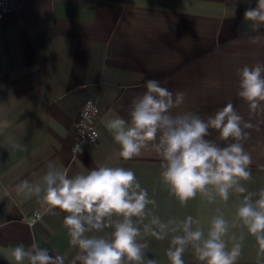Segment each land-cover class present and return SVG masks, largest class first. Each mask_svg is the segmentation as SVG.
Instances as JSON below:
<instances>
[{"label":"crops","instance_id":"1","mask_svg":"<svg viewBox=\"0 0 264 264\" xmlns=\"http://www.w3.org/2000/svg\"><path fill=\"white\" fill-rule=\"evenodd\" d=\"M257 0H12L0 17V264H17L13 249L34 242L52 255H77L64 225L66 213H46L40 201L49 164L69 177L101 166L134 171L142 189L155 204L143 218L133 217L146 244L141 264H171L166 255L175 224L163 240L154 237L163 223L180 222L191 215L207 236L213 218L223 216L228 230L223 237L230 250L240 244L236 264H264L256 238L238 218L244 197L252 202L264 190V111H250L238 95V70L264 65V26L254 31L244 19ZM261 36L259 44L251 43ZM155 79L174 93L186 94L172 114L196 113L207 120L232 103L244 121L243 141L251 155V178L241 181V194L230 190L227 201L218 195L209 201L197 193L182 205L162 179L161 159L154 151L125 160L107 123L130 121L132 101ZM96 106V140L74 150L80 134L79 112L85 101ZM264 104V102H261ZM208 139L221 147L232 143ZM28 181L31 190L18 186ZM40 187L37 194L35 188ZM7 190V195H5ZM37 213L39 215L37 216ZM113 221L122 219L113 217ZM112 228L89 233L111 238ZM185 264L200 261L191 245L183 253ZM27 264V261L20 262ZM77 264L79 262L77 261ZM124 264H135L125 258Z\"/></svg>","mask_w":264,"mask_h":264},{"label":"clouds","instance_id":"2","mask_svg":"<svg viewBox=\"0 0 264 264\" xmlns=\"http://www.w3.org/2000/svg\"><path fill=\"white\" fill-rule=\"evenodd\" d=\"M244 19L252 22L254 31L264 26V0H257L256 7L246 9ZM261 36L252 38L251 43L259 44ZM238 95L249 103L250 111H264V65L244 66L238 70ZM146 91L133 99L130 121L115 118L107 123L114 132V140L120 146L119 156L125 160L140 156L144 150L157 153L162 163V179L171 192L184 205L194 199L197 193L209 201L218 195L227 201L230 190L245 193L246 188L240 182L251 178V155L244 149L243 141L250 133L245 131L254 126L244 121L232 103L226 104L207 120L199 114L186 112L172 114L180 107L186 94L183 91H170L155 79L145 81ZM211 130L218 132V139L232 140L221 147L208 139ZM95 139V134L90 137ZM45 188L40 201L44 211L51 213L55 209L66 213L64 225L70 237L69 243L78 252L71 264H141L144 259L142 250L146 244L139 243L140 230L133 217L143 218L149 204H155L148 198L146 189H142L136 180L134 171L123 167L101 166L87 174L69 177L66 172L56 170L49 164L43 176ZM21 190H31L28 181L18 186ZM35 192H41L40 187ZM5 190V195H7ZM259 199L252 202V194L244 197L238 208L237 216L256 238L260 253L264 254V190ZM39 213H37V216ZM120 217L113 221V217ZM152 224L158 231L152 235L159 240L165 239L169 224H175L166 255L171 264H185L183 253L191 245L200 261L206 264H236L240 255V244L235 243L229 250L223 237L228 230V222L223 216L212 219L207 236L191 215L180 222L167 224L153 218ZM112 228L111 238L89 235ZM17 264H65L66 257L52 255L47 248H41L35 242L27 249L23 245L12 251ZM148 264H155L149 261Z\"/></svg>","mask_w":264,"mask_h":264},{"label":"built area","instance_id":"3","mask_svg":"<svg viewBox=\"0 0 264 264\" xmlns=\"http://www.w3.org/2000/svg\"><path fill=\"white\" fill-rule=\"evenodd\" d=\"M12 6V0H0V17L3 16ZM96 106L93 100L85 101L79 112L80 134L74 142V150H81L82 145L92 143L96 140L97 131L94 125ZM95 134V139L90 137Z\"/></svg>","mask_w":264,"mask_h":264}]
</instances>
